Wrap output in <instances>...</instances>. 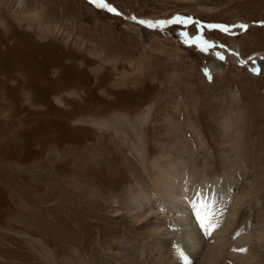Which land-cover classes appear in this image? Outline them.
Wrapping results in <instances>:
<instances>
[{"label": "rangeland", "instance_id": "1", "mask_svg": "<svg viewBox=\"0 0 264 264\" xmlns=\"http://www.w3.org/2000/svg\"><path fill=\"white\" fill-rule=\"evenodd\" d=\"M104 2L0 0V264H117L161 156L264 203V0Z\"/></svg>", "mask_w": 264, "mask_h": 264}, {"label": "bare ground", "instance_id": "2", "mask_svg": "<svg viewBox=\"0 0 264 264\" xmlns=\"http://www.w3.org/2000/svg\"><path fill=\"white\" fill-rule=\"evenodd\" d=\"M234 54L240 57L237 51ZM211 69H216L215 65ZM146 117V113L137 116L141 123ZM107 125L103 121L101 126ZM139 149L142 154L144 149ZM164 159L166 167L158 163ZM180 163L179 166L164 156L150 163L156 170L152 178L156 193L151 194L143 188L137 194L132 192L124 210L131 221L145 222L147 230L144 236L141 234L138 245H135L134 239L126 238L119 241L118 250L117 246H113L109 262L264 264V203H249L245 197L248 191H240L237 180L232 176L209 179L204 174L198 177L193 169L186 176L188 162L182 160ZM233 184L237 187L235 191ZM198 211L215 213V219L220 224L210 238L204 235ZM242 248L247 251H233Z\"/></svg>", "mask_w": 264, "mask_h": 264}, {"label": "snow or ice", "instance_id": "3", "mask_svg": "<svg viewBox=\"0 0 264 264\" xmlns=\"http://www.w3.org/2000/svg\"><path fill=\"white\" fill-rule=\"evenodd\" d=\"M91 2L94 4H97V6L99 7L107 8L109 11H112V12L116 11L115 8L111 7L110 5H107L104 2V0H91ZM139 22L141 24H148L149 27H155V26H163L166 24H176V23L188 24L192 22V19L190 17H187V18L175 17L170 21L159 22V24H153V23L146 22V21H139ZM206 27L209 29H220L225 32L230 31V27L227 25L210 24V25H207ZM239 27L241 29H246L247 25H240ZM183 35L185 36L184 43L189 44V45H196L198 46L199 50L202 52H209L211 49H215L216 47H218L214 42L205 39L202 35L191 37L186 32ZM219 47H223V45H220ZM215 56L221 60L225 58L224 55L219 52H216ZM254 71H258V70L254 69ZM198 215L200 216L201 227L204 230L205 237L210 238L213 235V232L217 228L220 227V224L215 219V213L210 212V211H203V212L198 211ZM233 251L246 252L247 249H243V248L233 249Z\"/></svg>", "mask_w": 264, "mask_h": 264}]
</instances>
